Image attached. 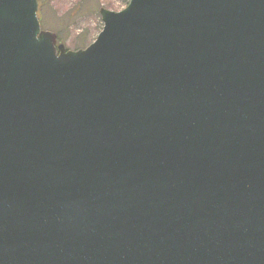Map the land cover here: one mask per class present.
I'll list each match as a JSON object with an SVG mask.
<instances>
[{
  "label": "water",
  "instance_id": "1",
  "mask_svg": "<svg viewBox=\"0 0 264 264\" xmlns=\"http://www.w3.org/2000/svg\"><path fill=\"white\" fill-rule=\"evenodd\" d=\"M0 0V264H264V0H129L84 48Z\"/></svg>",
  "mask_w": 264,
  "mask_h": 264
},
{
  "label": "rangeland",
  "instance_id": "2",
  "mask_svg": "<svg viewBox=\"0 0 264 264\" xmlns=\"http://www.w3.org/2000/svg\"><path fill=\"white\" fill-rule=\"evenodd\" d=\"M40 23L43 29L60 36L68 49L84 48L102 29L100 7L120 10L124 0H39Z\"/></svg>",
  "mask_w": 264,
  "mask_h": 264
},
{
  "label": "trees",
  "instance_id": "3",
  "mask_svg": "<svg viewBox=\"0 0 264 264\" xmlns=\"http://www.w3.org/2000/svg\"><path fill=\"white\" fill-rule=\"evenodd\" d=\"M124 1L126 2V4L128 3V0H124ZM38 17H39V19L41 18L40 17V1L39 0H38ZM57 36H58V40H59L60 39V36L59 35H57Z\"/></svg>",
  "mask_w": 264,
  "mask_h": 264
}]
</instances>
